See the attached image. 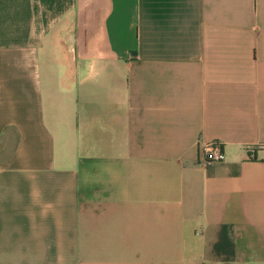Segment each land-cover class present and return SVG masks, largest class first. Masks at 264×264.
Here are the masks:
<instances>
[{
  "label": "crops",
  "instance_id": "crops-1",
  "mask_svg": "<svg viewBox=\"0 0 264 264\" xmlns=\"http://www.w3.org/2000/svg\"><path fill=\"white\" fill-rule=\"evenodd\" d=\"M0 264H264V0H0Z\"/></svg>",
  "mask_w": 264,
  "mask_h": 264
},
{
  "label": "built area",
  "instance_id": "built-area-1",
  "mask_svg": "<svg viewBox=\"0 0 264 264\" xmlns=\"http://www.w3.org/2000/svg\"><path fill=\"white\" fill-rule=\"evenodd\" d=\"M200 155L205 162L217 163L225 159L222 146L218 143L205 144L200 147Z\"/></svg>",
  "mask_w": 264,
  "mask_h": 264
}]
</instances>
